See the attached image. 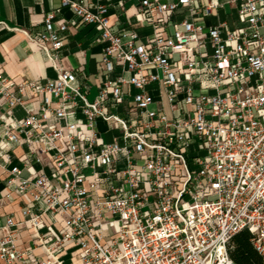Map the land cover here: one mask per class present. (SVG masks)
Returning a JSON list of instances; mask_svg holds the SVG:
<instances>
[{
  "label": "built area",
  "instance_id": "2783aa9c",
  "mask_svg": "<svg viewBox=\"0 0 264 264\" xmlns=\"http://www.w3.org/2000/svg\"><path fill=\"white\" fill-rule=\"evenodd\" d=\"M125 2L62 0L100 30L94 83L60 63L75 22L60 10L29 34L57 77L0 72L5 199L21 197L0 260L238 264L230 243L247 229L264 264V0L235 1L234 28L206 23L218 0H138L136 21L112 23ZM24 229L35 235L21 247Z\"/></svg>",
  "mask_w": 264,
  "mask_h": 264
},
{
  "label": "crops",
  "instance_id": "0c3cea01",
  "mask_svg": "<svg viewBox=\"0 0 264 264\" xmlns=\"http://www.w3.org/2000/svg\"><path fill=\"white\" fill-rule=\"evenodd\" d=\"M94 0H85L92 3ZM201 4H207L209 0H199ZM237 0H218L219 7L206 21L208 25L226 22L231 28L238 23ZM138 0H126L124 10L113 11L110 19L112 23L131 17L136 21V4ZM60 10L62 16L74 19L70 28L63 33V48L60 51V63L66 69L81 67L89 74V80L94 83L95 72L100 68L103 44L99 40L100 30L95 25H85L78 21L72 9L64 7L62 0H0V19L7 26L0 27V72L12 76L17 82L24 80H51L57 77L56 69L47 62L45 53L29 39V34L35 35L44 30V18L47 12ZM57 26V25H56ZM142 36L151 35V26L137 27ZM94 77L92 81L91 78ZM96 94V88H92L91 95ZM16 114L22 116L24 111L16 109ZM102 127H104L102 125ZM24 147L16 153L21 154ZM18 163V162H16ZM36 167H39L36 166ZM28 171H24L27 175ZM5 173L0 169V225L5 224L6 218L11 213H19L20 199L15 194L13 200L5 199V185L3 178ZM33 229H24L19 245L26 247L34 237ZM40 255L41 251L36 250ZM0 264H5L0 260Z\"/></svg>",
  "mask_w": 264,
  "mask_h": 264
},
{
  "label": "trees",
  "instance_id": "16d2710c",
  "mask_svg": "<svg viewBox=\"0 0 264 264\" xmlns=\"http://www.w3.org/2000/svg\"><path fill=\"white\" fill-rule=\"evenodd\" d=\"M233 260L238 264H260L261 256L252 242V233L245 229L236 234L229 247Z\"/></svg>",
  "mask_w": 264,
  "mask_h": 264
},
{
  "label": "rangeland",
  "instance_id": "374dc122",
  "mask_svg": "<svg viewBox=\"0 0 264 264\" xmlns=\"http://www.w3.org/2000/svg\"><path fill=\"white\" fill-rule=\"evenodd\" d=\"M91 80L93 81V80H94V77H92ZM90 98H91V99L94 98V93H93V95L90 96ZM212 198H213V197H212Z\"/></svg>",
  "mask_w": 264,
  "mask_h": 264
}]
</instances>
